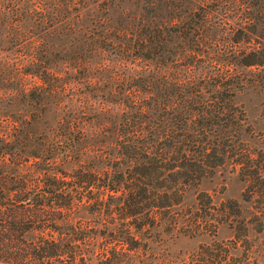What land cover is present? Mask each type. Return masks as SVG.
Returning <instances> with one entry per match:
<instances>
[{"label":"trees","instance_id":"trees-1","mask_svg":"<svg viewBox=\"0 0 264 264\" xmlns=\"http://www.w3.org/2000/svg\"><path fill=\"white\" fill-rule=\"evenodd\" d=\"M251 68L264 0H0V264H157L225 161L263 187Z\"/></svg>","mask_w":264,"mask_h":264},{"label":"rangeland","instance_id":"rangeland-1","mask_svg":"<svg viewBox=\"0 0 264 264\" xmlns=\"http://www.w3.org/2000/svg\"><path fill=\"white\" fill-rule=\"evenodd\" d=\"M250 71L253 87L238 93L234 102L244 111L249 130L243 139L261 151L264 149V70L251 68ZM242 72L247 74L248 70ZM238 169L232 160L225 161L197 188L186 192L179 214H185L188 221L201 215L202 210H209V215L196 223L199 226L196 230L183 227L170 238L160 234V243L150 251L157 264H218L221 257H214L217 248L221 250L220 256L224 255L223 264H264V186H248ZM199 191L206 193L208 199L196 201ZM215 223L217 228L212 233Z\"/></svg>","mask_w":264,"mask_h":264}]
</instances>
